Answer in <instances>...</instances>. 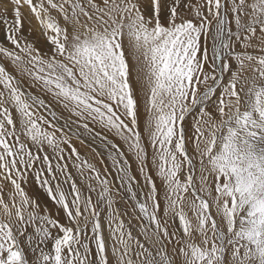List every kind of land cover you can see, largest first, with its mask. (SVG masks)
<instances>
[{"label":"snow or ice","instance_id":"obj_1","mask_svg":"<svg viewBox=\"0 0 264 264\" xmlns=\"http://www.w3.org/2000/svg\"><path fill=\"white\" fill-rule=\"evenodd\" d=\"M0 264H264V0H0Z\"/></svg>","mask_w":264,"mask_h":264},{"label":"rangeland","instance_id":"obj_2","mask_svg":"<svg viewBox=\"0 0 264 264\" xmlns=\"http://www.w3.org/2000/svg\"><path fill=\"white\" fill-rule=\"evenodd\" d=\"M76 146L81 151L82 154H84L85 152H89V154H90V150L86 147L81 146L78 142H77ZM33 190L36 191L35 188Z\"/></svg>","mask_w":264,"mask_h":264},{"label":"bare ground","instance_id":"obj_3","mask_svg":"<svg viewBox=\"0 0 264 264\" xmlns=\"http://www.w3.org/2000/svg\"><path fill=\"white\" fill-rule=\"evenodd\" d=\"M36 191L38 190V189H35Z\"/></svg>","mask_w":264,"mask_h":264}]
</instances>
